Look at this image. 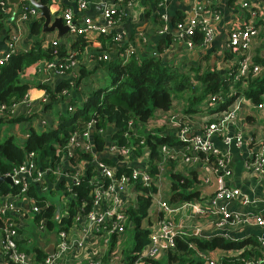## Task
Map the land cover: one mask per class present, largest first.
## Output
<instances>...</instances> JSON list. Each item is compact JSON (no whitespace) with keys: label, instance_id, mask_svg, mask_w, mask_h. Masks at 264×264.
<instances>
[{"label":"built area","instance_id":"obj_1","mask_svg":"<svg viewBox=\"0 0 264 264\" xmlns=\"http://www.w3.org/2000/svg\"><path fill=\"white\" fill-rule=\"evenodd\" d=\"M117 1V4H107L103 16L98 20H86L83 23L78 21L77 13L72 6H64L59 11L64 23L68 25L67 32L73 41L80 35L90 39L92 38L91 32L98 35L111 31L116 33L115 48L96 50L94 57L98 53L97 61L98 59H111L113 56L127 61L132 56L141 54L139 51L143 44L150 46L149 38L144 33L131 37L125 36L122 25L125 15L129 13L127 5H131L132 0ZM51 2L52 7L54 0ZM166 3L167 0H158V5L162 8H165ZM88 4L89 0H77L79 9L87 8ZM0 5L3 13L0 21L3 22L9 5L7 0H0ZM54 9L58 10L59 7L55 6ZM227 11L232 15V21L222 25L226 33L223 46L218 50H207L215 38V24L222 22ZM17 14L15 23L32 21L38 18L39 8L27 3L20 7ZM160 20L162 23L157 33L169 35L171 40L167 48L147 47V52L162 59L169 48L178 49L183 46L184 50L189 52L197 48L204 50L205 53L196 63H199L201 71L211 67L219 70L223 79L229 80L231 98L228 105L219 109L221 103L228 100L225 94L216 92L192 111H185L184 104L178 101H175L168 109L155 110L163 115L164 120L159 123L160 127L164 129V132L172 133L181 143L180 149H175L169 143L163 144L161 149L165 157H161L160 160L156 158L161 165L159 176L151 173L154 158L150 156L149 147L143 146V151L137 155L132 140L127 141L126 144L120 143L115 138L113 130L107 133L112 123L107 128L98 126L95 116L96 109L89 110L92 111L89 113L91 117L84 130L72 129L68 139L57 145L56 153L61 158L55 164L43 168L38 164L35 157L36 152H29L23 163L5 173L11 176L13 184L19 185L20 189L17 192L0 194V215L4 218L3 226L0 225V247L4 258L2 264H105L107 261L111 264L127 260V257L121 256V249L117 242L122 239L128 229L127 208L136 201L138 194L135 193L134 188L138 183L141 185L154 183L158 186V191L153 193V203L162 211V216L147 226L151 229L149 241L136 252L133 264H145V259L159 260L169 249L175 248L177 234L184 231H182L183 223L174 218V214L185 208H190V213L193 215L211 214L208 223L229 233L240 227L251 226L260 227L264 231V213H243L228 205L230 201L242 205L249 204L252 198L241 187L229 185L227 182L228 175L232 173L229 154L231 147H245L248 151L245 164L249 171L259 175L264 174V124L260 129L253 131L247 128L249 121L247 113L251 111L254 116L253 110H264V91L259 101H253L245 93L250 80L262 75L264 71V63L256 59L255 50L261 44L264 48V0H227L226 6H222L218 0H201L193 6V14L189 16L171 21L169 14L163 10ZM7 34L12 41L8 48L0 49V64L7 62L14 52L19 51L18 32L13 31L11 27ZM78 53L77 49L71 46L65 55L57 54L51 60H43V70L46 75L42 77V83L52 86L53 81L69 79L74 85V81L80 74L81 60L77 57ZM262 57H264V52ZM163 62L170 63L184 72L190 69L189 66L183 67L179 59H169ZM71 87L75 88V86ZM73 88L64 87L60 94L66 95ZM83 95L85 96L83 103L75 104L69 101L66 103L70 113H74L79 106H84L88 95ZM49 98H51V93L43 89L38 97H33L28 91L24 98L11 103L0 100V117L12 119L24 114L29 121H33L32 118L39 102L41 100L46 102ZM37 99H39L38 103H36ZM245 107L248 108L245 109ZM37 120L41 125L47 126L48 119L45 116L40 115ZM128 126L130 129L127 128L125 132L128 137L132 132L141 134L142 131H151L150 126L146 127L142 122L134 123L133 119L130 120ZM96 135L105 139L102 149L97 148ZM215 136L220 137L225 149L215 144L213 140ZM142 142L144 143V140ZM79 152L92 153L93 158L90 161L81 158ZM106 155H113L125 161L132 167L131 172L120 174L115 162V165H112L104 160L106 157L102 158ZM171 158L177 161L175 169L178 171L183 163L202 164L198 172L199 183L211 184L212 174H215L220 181L218 190L212 195H205L202 191L199 197L185 200L175 206L177 204L171 203L162 196V181L165 179L166 172V169L163 171L164 164L167 163V159ZM89 165L94 167V174L89 179L92 184V208L75 215L70 226H67L61 223L65 217L70 215L65 206L72 199L73 186L80 183L82 177L88 173ZM50 175L55 177V182H51ZM106 180H109L108 184H105ZM62 183L64 186H61ZM50 184L62 189V197L66 198L63 203L58 204L59 214L55 213L59 226L54 225L52 229L48 227V219L43 217L37 219V215L42 212L44 206L40 205L37 196L30 193V188L35 185L42 195L53 189ZM21 203H27L29 208L25 210L22 206L19 207L18 204L21 205ZM46 203L49 205L54 202L47 199ZM20 213H23L24 219H27L28 215V218L36 215L35 221L42 239L48 237L50 231L57 235L58 241L52 255L47 254L44 258L38 259L33 252L31 254L22 249L19 244L21 225L17 217ZM89 231L97 234V244L94 243L93 247L85 251L81 247L85 242L84 235L89 234ZM224 235L231 239H238L227 233ZM31 238L32 235L28 237V240L31 241ZM258 240L260 243L258 247L262 251L259 256L252 255L245 258L241 255L243 247V249L233 248L234 253L224 254L222 257L235 258L231 264H264V235ZM76 247H79L77 252H72ZM71 254L73 255L72 260L69 258ZM200 255L204 258V264H224L222 257L207 255L204 251H200Z\"/></svg>","mask_w":264,"mask_h":264},{"label":"trees","instance_id":"obj_2","mask_svg":"<svg viewBox=\"0 0 264 264\" xmlns=\"http://www.w3.org/2000/svg\"><path fill=\"white\" fill-rule=\"evenodd\" d=\"M44 3H50V0H41ZM3 13L0 5V18ZM124 16V15H123ZM43 18H36L32 22V32L37 37H41L37 42L28 50L14 52L7 62L0 64V100L7 103L17 101L25 97L29 91L31 83L23 79V73L26 68L32 65L39 59H53L57 54L63 56L66 54L63 43L49 42L43 44V39L47 32L43 31ZM2 21H0V26ZM199 38V37H198ZM94 41H99L102 49L115 48L117 43L116 33L111 31L109 33L99 34L96 40L88 39L84 36H78L72 43V47L79 52L77 57L82 61L83 51L87 45ZM162 47V46H161ZM98 53L95 54L97 60ZM256 59L264 63V57L257 56ZM98 66H104L111 74V84L107 86H100L93 88L87 92L88 100L83 107H80L74 112L68 113L60 112L58 118V127H45L42 131H37L34 128L30 136L23 145L15 139L13 135L6 137L0 141V174L12 170L15 166L20 165L27 159V155L31 151L36 152L38 164L43 168L55 164L61 158L57 152V145L64 143L68 139L69 132L72 129H85L87 122L91 115L89 110L96 109V119L98 126L107 128L110 123H116L120 129L115 132L114 136L120 143L126 144L127 141L132 140L135 146V153L138 155L143 151V146H148L150 149V156L154 158L151 173L159 176L161 165L157 162L165 157L161 147L165 143H177L172 133L164 132L162 127L151 129V131H142L141 134L132 132L128 137L125 135L128 123L133 119L134 123L142 122L146 127L152 123L155 110L168 109L175 101L183 102L185 111H192L202 105L203 101L209 98L213 93L222 92L227 97L225 103H221L219 109L228 105L231 95H229V80L223 79L222 73L219 70L208 67L201 71L199 63L194 62L189 66L186 72L181 71L176 66L165 63L161 58L150 55L148 52L132 56L129 60L124 61L120 57L113 56L111 59H98ZM79 77L74 81V85L70 80L61 81L53 89L48 84L39 85L46 91L51 93L53 101H59L61 95L60 91L66 88H73L71 86H79L81 80L86 76L89 71L80 63ZM194 71V73H193ZM196 79L197 81H194ZM264 91V71L262 75L250 80L248 88L245 93L253 101H259L261 93ZM55 92V93H54ZM65 99V97H63ZM71 103H77V98H67ZM180 103V102H179ZM51 105V104H50ZM81 105V104H80ZM22 116L12 118L18 120ZM2 119V118H0ZM130 129V128H129ZM97 148L104 147L105 139L96 135ZM144 140V143L142 142ZM179 143V142H178ZM181 144V143H180ZM79 157L91 160L93 154L89 152H79ZM159 158V160H156ZM104 160L112 165L114 161L110 158ZM167 162L169 159L166 160ZM132 167L127 165L120 167L118 172L120 174L130 173ZM170 175V189L169 195L166 197L171 203L179 204L185 200H192L199 197L202 190L196 187L200 183L197 170H192L191 175L175 169ZM88 173L82 177L80 183L73 186V196L66 206L69 216L65 217L61 223L70 226L75 215L88 211L92 208L93 197L91 195L92 184L89 179L94 174V167L89 165L87 167ZM51 182H55V177L50 175ZM106 180L105 184H108ZM61 186H64L62 183ZM20 189L19 185L10 184L6 181L0 183V194L7 192H17ZM137 192L136 201L127 208L129 215L127 228H132L134 243L132 251L142 249L149 241L151 229L147 226L152 221L159 219L158 213L154 219L151 216V206L153 203V193L158 191V186L154 183L151 185H135ZM164 192V191H162ZM30 193L37 196L40 205L44 206L42 212L37 215V219H48L49 229L54 228L57 219L55 213L57 206L61 202H52L47 205L48 197L45 194H40L35 185L30 188ZM56 209V210H55ZM3 217L0 215V225L3 224ZM3 226V225H2ZM22 249L28 252H36L38 259L44 258L46 252L36 246L31 247L24 244V239L19 240ZM258 236H248L242 239H231L225 235L216 234L210 237H201L195 233H178L176 236L175 248L169 249L167 256L170 263L178 262L179 264H204V258L200 255V251L206 249L226 248L244 249L241 255L245 258L250 256H259L262 251L259 246ZM250 245V246H249ZM198 253L201 258L195 257ZM128 264H133L135 255L127 257ZM235 258L228 256L222 257L224 264H231ZM145 264H160V260L145 259Z\"/></svg>","mask_w":264,"mask_h":264},{"label":"crops","instance_id":"obj_3","mask_svg":"<svg viewBox=\"0 0 264 264\" xmlns=\"http://www.w3.org/2000/svg\"><path fill=\"white\" fill-rule=\"evenodd\" d=\"M50 0V3H52ZM201 0H167V3L165 5V8H162L158 5V0H132L131 5H127L129 8V13L125 15L123 20L122 29L125 31V36L131 37L133 35H137L138 33H144L149 38L150 46H147L148 44H143L141 47V50L139 53L142 55L146 53L147 47H159L161 49L167 48L168 42L171 40V37L169 35H163L158 34V29L161 25V13H163V10L166 11L171 21H174L175 19H179L180 17L189 16L193 14V6L197 3H200ZM222 6H226L227 0H218ZM9 5V10L7 13H5V17L3 19L2 25L0 26V49H6L9 47L10 42L12 41L10 36L7 34L8 30L12 27L13 31L18 32V39L17 44L19 47V51H24L30 49L41 37H37L36 34H33L32 30V21H22L21 23H15L17 20V12L19 11L20 7L24 4H32L30 1H21L20 3H14L10 0H7ZM117 0H89L88 7L85 9H79L77 6V0H54V3L51 7V12L54 15H59L61 11V8L64 6H72L75 10V13H77L76 17L78 18V21L80 23L85 22L86 20H98L103 16L104 8L107 4H117ZM59 7L58 10H55L54 7ZM42 18V17H38ZM232 21V15L227 12H225L222 22L216 23V34L213 41L210 43L207 50L213 51L220 49L226 39V33L222 25H225L226 23H229ZM44 22V19L43 21ZM68 34V32L66 33ZM7 35V37H6ZM58 31L57 29L54 31H49L45 35L43 39V44L48 41L54 42L55 40L58 41V43H63L65 49L68 50L72 46V43L74 42L72 39H66L65 35L61 39L57 38ZM98 34L95 32H91V37L93 40H96ZM42 39V38H41ZM47 40V41H46ZM100 42L94 41L90 45H87L86 48L83 51V57L81 64L86 67L87 71L89 73L83 77L81 80L80 85L77 88H73L69 90V92L58 98L59 101H53L51 98H49L46 102H42V100L39 102V99L36 100V103L39 102V105L37 106V109L35 111V115L33 116L32 120L29 121L28 117L26 115H20L22 118L18 120H12V119H6L3 117H0V141H3L6 137L13 135L14 137L19 138V144L23 145L25 141H27L28 137L31 134L32 129L34 128L37 131H42L45 129V127H58L59 122V114L60 112H66L68 113L66 103L68 102L67 98L75 97L77 98V101L79 103L84 102L85 96L83 94H87L88 91L93 90V88L103 86L101 84H98L100 81V77L105 76L104 66H98V61L94 57V53L99 47ZM162 46V47H161ZM167 46V47H166ZM262 44L257 46L255 48L256 50V57L261 56L264 52V48L261 47ZM166 50V49H164ZM163 50V51H164ZM205 53L204 50H201L199 48L194 49L193 51H185L184 47H179L178 49H167L163 56V61L169 60V59H179L182 66H190L191 64H194V62H197ZM45 59H39L35 61L32 65L26 68L25 72L23 73V79L31 83V87L29 88V92L33 97H38L42 94L43 88L39 85H43L42 83V77L46 75V73L43 70V65ZM64 82L63 79H60ZM61 81H53L52 86L50 85L51 89H53V86H57L59 82ZM55 93V92H54ZM65 97V99H63ZM51 104V105H50ZM248 107H245L247 109ZM92 111H89V113ZM254 116L253 113L248 112V124L247 128L250 131L260 129L262 127V124L260 121L256 120L257 117L264 119V110L255 111ZM43 115L48 119L47 126H43L40 123H38L37 118ZM163 115L160 112H155L154 117L152 118V123L150 124V128L157 129L160 127L159 123L163 122ZM120 127L112 123L107 129V133L109 131L118 132ZM112 132V134H113ZM16 139V138H15ZM215 144L221 148L225 149V145L220 139V137L215 136L213 138ZM169 144L173 145L175 149H180L181 145L180 142L173 144L172 142H169ZM229 154L231 156L230 160V167L232 169V173L228 175L227 182L229 185H236L241 187V189L248 193L250 197L252 198V201L249 204L242 205L240 203H237L235 201H230L228 205L232 206L233 208L237 209L240 212L243 213H264V174L259 175L258 173H252L249 171L248 167L245 164V160L248 155V151L245 147L238 148V147H231L229 150ZM177 164V161L175 159H169V161L164 164L165 171V179L163 182V191H169L170 189V178L169 176L174 171V166ZM202 164L198 163L197 165H191L183 163L181 165L180 171L184 173L185 175H191L192 170H197L199 172L200 167ZM205 166L207 164L205 163ZM52 185V184H50ZM53 186V185H52ZM52 193L55 192V194L58 195V193L61 192L60 188L57 186H53V189L51 190ZM59 196V195H58ZM53 197V196H52ZM53 199V198H52ZM176 204V203H175ZM179 204L175 205L178 206ZM19 207L22 206L23 209L27 210L29 206L27 203H21L18 204ZM61 212H63V209H61ZM162 211L158 208V206L153 203L151 206V216L152 219L156 217V215L159 213L160 216H162ZM189 212V211H188ZM188 212H182L177 211L174 214V218H176L178 221H181L183 223L182 231L185 233H195L201 237H210L214 236L216 234L224 235L227 233L228 235L234 237V238H245L248 236H260L264 235V231L257 226H251V227H240L239 229L235 231L227 232L225 230H220L216 228L215 226H211L208 223V219L211 218V214H198L193 215L190 213L187 215ZM57 213V212H56ZM23 213H20L18 215V221L21 225V237L20 239H24V244L26 246L31 247L32 245H36L40 248H43V245H45L53 235V233L50 231L49 236L45 239H42L40 234H38V241L33 242V240H28V237L32 235L31 231L32 229H37L39 232V227L35 221V216L31 218L24 219L22 216ZM159 216V217H160ZM155 221V220H154ZM55 225L59 226L58 222H55ZM55 226V227H57ZM30 227V229H29ZM53 231V230H52ZM89 234L84 235L85 242L84 245L81 247L85 249V251H88L91 247H93V244H97V234L93 233L92 231L88 232ZM28 236V237H27ZM0 238H1V232H0ZM33 239V238H31ZM1 246V245H0ZM79 247H76L72 250V252H77ZM81 250V251H82ZM207 255H214L218 258L222 257L224 254H231L235 252V249H226V248H215V249H206L204 251ZM31 253V252H30ZM34 256L36 257L37 253L33 252ZM31 253V254H33ZM168 252H166L162 258L167 255ZM37 258V257H36ZM69 258L72 260L73 255H69ZM161 258V259H162ZM160 260V259H159ZM4 261L3 255L1 254V247H0V264H2ZM111 264H119L117 263H111Z\"/></svg>","mask_w":264,"mask_h":264},{"label":"water","instance_id":"obj_4","mask_svg":"<svg viewBox=\"0 0 264 264\" xmlns=\"http://www.w3.org/2000/svg\"><path fill=\"white\" fill-rule=\"evenodd\" d=\"M11 2L14 3H20L21 1L25 0H10ZM30 1L34 6L39 8V16L44 19L43 22V31L44 32H49V31H54L57 29L58 31V39H61L63 35H65L68 31V25L64 23L63 16L61 14L59 15H54L51 12V6L50 3H44L41 0H27ZM103 157H108L112 159L116 164L117 167L120 168L122 166H126L127 163L125 161H121L118 157L113 156V155H106L102 156ZM6 181L10 184H13V180L11 176L5 175V174H0V183ZM220 181L218 177L215 174H212V183L211 184H199L197 185L198 190H202L205 195H212L214 192H216L219 188ZM60 206L57 208V215L59 214ZM58 238L55 233L51 236L50 240L43 245V250L46 252L48 255H52L55 252L56 249V244H57Z\"/></svg>","mask_w":264,"mask_h":264},{"label":"rangeland","instance_id":"obj_5","mask_svg":"<svg viewBox=\"0 0 264 264\" xmlns=\"http://www.w3.org/2000/svg\"><path fill=\"white\" fill-rule=\"evenodd\" d=\"M65 38L66 39H70V36L68 34H65ZM104 71H105L104 72L105 73V76L104 77H100V81L98 82V84H101L103 86H107V85H110L111 84V74L106 69H104ZM179 102L180 103H183L181 101H179ZM256 120L260 121L261 124H262V126H263V124H264V119L263 118L257 117ZM15 138H16V140L19 141V138H17V137H15ZM173 144H175V143H173ZM60 190H61V192L58 193L59 196L57 194H55V192L52 193L51 190L46 191L44 194L50 200L53 198L52 199L53 201L62 202L63 203V201H65L66 198L62 197L63 190L62 189H60ZM135 193H137V192H135ZM135 193H134V195H135ZM168 195H169V192H167L166 190H164V192H162V196L163 197L166 198ZM59 204H61V203H59ZM182 212H188L187 215H189L190 212H191V209L190 208H185ZM31 233H32V238H33L32 240H33V242L34 243L37 242L38 241V238H39L38 237V234H40V233L38 232L37 229H32ZM133 243H134V236H133L132 228H128L127 231H126V233H125V235L122 237V239L117 242L118 246L121 249V256L123 258H126L129 255H135L136 254L137 251H132ZM195 257L201 258L198 253H195ZM127 261H128V259L125 260V261H119L118 263L119 264H128ZM105 264H110V262L107 261ZM160 264H179V263L178 262L170 263L169 260H168V256L165 255L162 259H160Z\"/></svg>","mask_w":264,"mask_h":264},{"label":"flooded vegetation","instance_id":"obj_6","mask_svg":"<svg viewBox=\"0 0 264 264\" xmlns=\"http://www.w3.org/2000/svg\"><path fill=\"white\" fill-rule=\"evenodd\" d=\"M108 158V157H107Z\"/></svg>","mask_w":264,"mask_h":264}]
</instances>
